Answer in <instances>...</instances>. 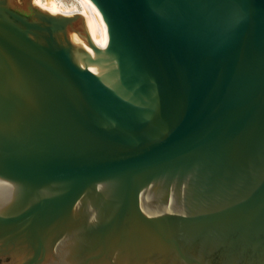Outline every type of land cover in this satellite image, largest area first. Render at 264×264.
Masks as SVG:
<instances>
[{"label": "water", "instance_id": "1", "mask_svg": "<svg viewBox=\"0 0 264 264\" xmlns=\"http://www.w3.org/2000/svg\"><path fill=\"white\" fill-rule=\"evenodd\" d=\"M0 0V264H264V0Z\"/></svg>", "mask_w": 264, "mask_h": 264}, {"label": "bare ground", "instance_id": "2", "mask_svg": "<svg viewBox=\"0 0 264 264\" xmlns=\"http://www.w3.org/2000/svg\"><path fill=\"white\" fill-rule=\"evenodd\" d=\"M33 4L39 9L52 15H82L85 27L90 33L91 39H95L97 26L92 8L86 0H74V3L67 5L61 0H32ZM4 264H12V261Z\"/></svg>", "mask_w": 264, "mask_h": 264}, {"label": "rangeland", "instance_id": "3", "mask_svg": "<svg viewBox=\"0 0 264 264\" xmlns=\"http://www.w3.org/2000/svg\"><path fill=\"white\" fill-rule=\"evenodd\" d=\"M61 1L67 5L74 3V0H61Z\"/></svg>", "mask_w": 264, "mask_h": 264}]
</instances>
